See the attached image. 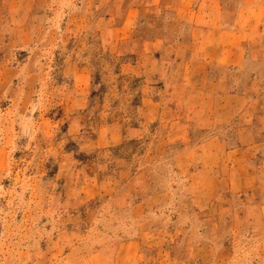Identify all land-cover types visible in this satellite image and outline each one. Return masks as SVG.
<instances>
[{"label":"rangeland","instance_id":"1","mask_svg":"<svg viewBox=\"0 0 264 264\" xmlns=\"http://www.w3.org/2000/svg\"><path fill=\"white\" fill-rule=\"evenodd\" d=\"M174 1L0 0V264H262L246 201L264 190L195 201L178 155L195 127L169 141L149 107L136 35L176 38Z\"/></svg>","mask_w":264,"mask_h":264},{"label":"crops","instance_id":"2","mask_svg":"<svg viewBox=\"0 0 264 264\" xmlns=\"http://www.w3.org/2000/svg\"><path fill=\"white\" fill-rule=\"evenodd\" d=\"M174 2L177 20L165 26L174 27L176 38L136 35V54L148 55L149 69L162 84L163 96L150 99L149 107L160 110L159 122L168 126L164 136L188 140L195 127L196 141L178 154L186 157L180 165L189 178L184 188L197 202L221 197L224 190H264V0ZM141 12L136 5V17ZM173 39L184 55H151ZM246 60H254V71L243 69ZM246 205L257 211L248 219L264 231V197L247 198Z\"/></svg>","mask_w":264,"mask_h":264}]
</instances>
